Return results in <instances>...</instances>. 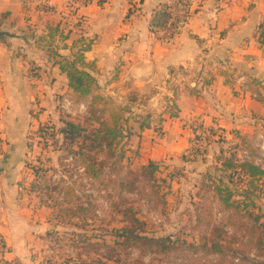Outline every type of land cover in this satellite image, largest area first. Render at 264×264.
<instances>
[{
    "label": "crops",
    "instance_id": "1",
    "mask_svg": "<svg viewBox=\"0 0 264 264\" xmlns=\"http://www.w3.org/2000/svg\"><path fill=\"white\" fill-rule=\"evenodd\" d=\"M173 1L0 0V221H6L0 222V238L5 256L17 258L18 250L6 247V225L32 224L30 208L19 200L27 186L32 137L55 119L60 97L72 94L54 62L58 56L70 58L82 42L91 43L84 58L94 68L101 95L147 99L150 122H140L126 138L125 149L135 150V163L180 157L190 144L191 120L213 142L264 137V35L259 33L264 0H192V17L166 43L150 27L161 6ZM57 25L67 39L57 33L48 43V31Z\"/></svg>",
    "mask_w": 264,
    "mask_h": 264
},
{
    "label": "rangeland",
    "instance_id": "2",
    "mask_svg": "<svg viewBox=\"0 0 264 264\" xmlns=\"http://www.w3.org/2000/svg\"><path fill=\"white\" fill-rule=\"evenodd\" d=\"M98 95L93 103L90 97H60L55 119L36 130L26 161L27 186L19 199L30 208L32 224L6 225V247L17 248V258L0 248V264H264V200L254 198L255 206L246 207L249 202L234 197L239 207L225 209L214 191L220 158L231 155L264 170V137L213 142L210 133L199 130L203 154L197 156L191 120L184 151H192L189 159L182 153L160 160L150 173L148 164L134 162L135 150L125 149L138 124L147 126L152 118L147 99ZM117 120L127 135L115 150L91 142L101 122L112 127ZM66 123L78 129L73 138L60 132ZM2 214L0 206V219ZM132 218L138 221V235L161 239L165 250L132 238L126 242L123 229L134 227Z\"/></svg>",
    "mask_w": 264,
    "mask_h": 264
},
{
    "label": "trees",
    "instance_id": "3",
    "mask_svg": "<svg viewBox=\"0 0 264 264\" xmlns=\"http://www.w3.org/2000/svg\"><path fill=\"white\" fill-rule=\"evenodd\" d=\"M188 0H174L173 3L184 2ZM170 4L162 5L159 12H157V23L164 22L166 19L165 11ZM49 10V9H48ZM157 24V25H158ZM77 26V25H76ZM51 30V31H50ZM48 31V43L51 42L54 35L59 33V38L64 41L67 39V35L63 36L62 31H59V25L53 27ZM58 35V34H57ZM82 40H80L81 42ZM90 42H82L81 45L71 54L70 58L58 56L54 64L58 66V69L63 73L67 80V87L77 100L85 97H90L92 103L99 99L98 85L93 76L94 68L91 64L85 62L84 53L89 49ZM52 52V48H49ZM264 102V97L262 98ZM171 116H174L170 113ZM119 119V118H118ZM129 119H124L125 123ZM118 121L114 122L110 127L105 123H100V128L93 131L91 135V142L100 148H109L115 150L126 137L123 135L122 129L118 127ZM65 129L60 132L68 137L73 138L72 135L76 133L77 127L72 123H66ZM38 131H42L39 129ZM123 144V143H122ZM123 156V155H121ZM229 158L219 159L218 175L214 182L217 185L214 186L215 194L225 209H231L232 207H239L240 202L238 199L233 200L234 197H238L243 200L244 204L249 202L248 206H255L253 199L264 200V170L257 167L252 162L238 161L233 156L229 155ZM94 162H89L87 167L92 171ZM150 173L154 172L153 163L149 162L148 167ZM38 173V171H37ZM235 180L245 184V189L239 190ZM254 196V197H253ZM253 197V198H252ZM134 227L124 228L123 234L124 240L128 242L131 238L136 242L142 241V245L149 247L155 246L160 250H165V245L161 239H149L147 237L138 235L135 231V225L138 221L132 218ZM0 248L4 249V243L0 238Z\"/></svg>",
    "mask_w": 264,
    "mask_h": 264
},
{
    "label": "built area",
    "instance_id": "4",
    "mask_svg": "<svg viewBox=\"0 0 264 264\" xmlns=\"http://www.w3.org/2000/svg\"><path fill=\"white\" fill-rule=\"evenodd\" d=\"M83 3H87V0H82ZM191 4L192 0H188L187 2H178V3H171L169 7L166 9V19L164 22H160V24H157V18L156 21H154V25L150 27L151 33L156 37L161 39L162 41L168 43L170 42L173 37L176 35L177 31L180 29V27L188 21L193 15V11L191 10ZM260 35H264V29H259ZM243 84L245 87H247L246 82L243 81ZM262 96L264 97V93H262ZM69 106V102L67 100H63L61 102V107L63 109H66ZM200 127L198 125H192L190 127V132L192 136V144L196 148L195 153L197 156H201L203 154V149L201 148L200 140H201V133H200ZM191 150H187L184 155L188 157L191 155ZM194 154V152L192 153Z\"/></svg>",
    "mask_w": 264,
    "mask_h": 264
}]
</instances>
